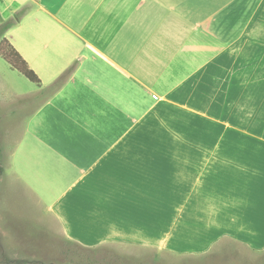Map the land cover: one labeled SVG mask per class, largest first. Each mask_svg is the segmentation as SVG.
<instances>
[{"label":"crops","instance_id":"obj_1","mask_svg":"<svg viewBox=\"0 0 264 264\" xmlns=\"http://www.w3.org/2000/svg\"><path fill=\"white\" fill-rule=\"evenodd\" d=\"M7 23L40 85L0 57L6 255L264 253V0H0Z\"/></svg>","mask_w":264,"mask_h":264},{"label":"rangeland","instance_id":"obj_2","mask_svg":"<svg viewBox=\"0 0 264 264\" xmlns=\"http://www.w3.org/2000/svg\"><path fill=\"white\" fill-rule=\"evenodd\" d=\"M1 64L8 66L6 63ZM50 244L53 248L50 250L51 255H44L42 252L43 255L36 257H11L2 250L0 242V264H264V253H250L245 248L226 241L199 258L177 256L161 249L131 244L84 248L61 238Z\"/></svg>","mask_w":264,"mask_h":264},{"label":"trees","instance_id":"obj_3","mask_svg":"<svg viewBox=\"0 0 264 264\" xmlns=\"http://www.w3.org/2000/svg\"><path fill=\"white\" fill-rule=\"evenodd\" d=\"M9 25L11 24H5L2 28H0V31L2 32L3 29H6ZM0 57L13 69L22 74L27 80L34 84L40 85V80L36 74L29 68L27 63L22 59L18 52L5 39L0 41ZM1 155L2 153L0 148V171L2 170Z\"/></svg>","mask_w":264,"mask_h":264}]
</instances>
